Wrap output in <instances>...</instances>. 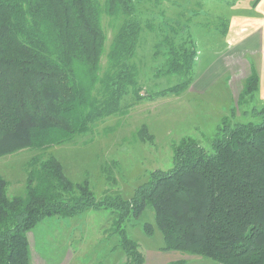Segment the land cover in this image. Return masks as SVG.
Returning a JSON list of instances; mask_svg holds the SVG:
<instances>
[{"label":"trees","instance_id":"1","mask_svg":"<svg viewBox=\"0 0 264 264\" xmlns=\"http://www.w3.org/2000/svg\"><path fill=\"white\" fill-rule=\"evenodd\" d=\"M136 3L0 0V157L62 146L118 113L129 90L142 98L133 59L143 32L155 31L138 14ZM103 15L114 27L107 50ZM222 27L225 35L229 21ZM162 28L157 25V32ZM171 33L162 39L167 51L160 72L183 81L157 96L179 93L192 82L197 51L189 39L176 44L177 31ZM257 89L258 76L251 73L239 99ZM254 114L258 123L219 128L211 154L193 139H182L172 147V167L151 172L126 200H96L87 181L70 180L52 155L29 161L21 196L9 197L0 175V264H29L28 232L45 218L86 210L113 213L125 264H143L124 224L146 207L154 211L164 251L215 264H264V102ZM145 134L140 131L142 140ZM144 229L151 234L150 225Z\"/></svg>","mask_w":264,"mask_h":264},{"label":"rangeland","instance_id":"2","mask_svg":"<svg viewBox=\"0 0 264 264\" xmlns=\"http://www.w3.org/2000/svg\"><path fill=\"white\" fill-rule=\"evenodd\" d=\"M255 1L136 0L138 14L155 31L147 28L143 32L133 59L142 98L137 100L129 90L121 100L118 113L100 120L92 131L62 146L45 151L24 149L0 157V175L7 181V195L23 194L25 170L33 157L42 160L52 155L63 165L70 180L87 181L96 200L106 196L126 200L148 180L151 172L172 167V147L182 139H193L211 154L212 141L223 125L258 123L254 112L261 109L264 98L255 92L249 98L239 99L245 75L238 65H231L235 57L254 63L248 52L255 47L257 38L246 33L242 43L233 45L222 34L224 21L254 14ZM159 24L163 28L157 32ZM102 26L107 50L114 27L105 15ZM170 28L177 31L173 40L176 44L189 39L197 51L192 82L179 93L157 96L158 92L183 81L177 74L160 72L167 51L162 39L173 35ZM105 59L104 53L102 66ZM251 70L254 71L249 69L247 73ZM143 129L146 134L142 140ZM146 224L151 226V234L145 232ZM124 228L126 237L137 244L143 264H215L200 256L162 250L163 235L156 226L151 207L129 218ZM27 237L29 264L126 262L116 230V216L109 210H86L73 217L45 218Z\"/></svg>","mask_w":264,"mask_h":264},{"label":"crops","instance_id":"3","mask_svg":"<svg viewBox=\"0 0 264 264\" xmlns=\"http://www.w3.org/2000/svg\"><path fill=\"white\" fill-rule=\"evenodd\" d=\"M253 9L254 14H252L251 16H234L232 19H230L228 31L224 36L229 43L237 45L245 40L242 36L246 33L248 35L255 34L258 42H256L255 40V47H253V49L248 52L249 55L253 56L254 63L249 64L247 61H241L239 58L235 57L231 65H238L237 67L245 75V78L251 73L257 74V92H260L262 97L264 98V0H259ZM249 69H254V71L251 70L248 74L247 71Z\"/></svg>","mask_w":264,"mask_h":264}]
</instances>
